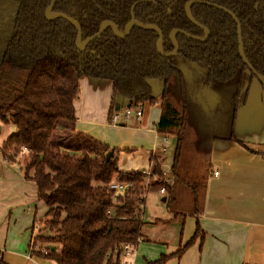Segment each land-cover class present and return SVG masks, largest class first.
Returning a JSON list of instances; mask_svg holds the SVG:
<instances>
[{
	"label": "trees",
	"instance_id": "1",
	"mask_svg": "<svg viewBox=\"0 0 264 264\" xmlns=\"http://www.w3.org/2000/svg\"><path fill=\"white\" fill-rule=\"evenodd\" d=\"M187 1L55 0L53 11L75 18L82 39L95 34L103 20L113 21L120 31L131 18L155 24L163 32L162 49L170 52L168 33L174 28L203 36L185 14ZM200 1L236 15L245 56L264 76V0ZM49 4L0 0V121L15 126L0 150L23 166L24 178L35 183L37 198L47 207L48 233L38 230L32 241L46 245L49 252L37 255L57 264H126L115 248L141 239L145 222L137 211H143L149 191L165 187V203L174 218L201 214L211 144L238 141L237 110L255 75L239 56L234 20L211 6L190 7L194 19L209 29L208 39L200 42L176 34L178 52L166 58L156 50V32L138 27L124 38L106 27L79 50L74 26L45 17ZM82 77L111 83L110 114L117 97L130 106L159 104L155 129L175 139L170 184L164 182L158 162L147 185L140 172L119 170L114 150L76 130L74 98ZM155 80L162 81L159 100ZM109 150L113 155L106 160ZM114 176L131 183L123 194L115 195L108 186ZM201 232L196 221L192 238L172 255H180ZM0 264H8L2 255Z\"/></svg>",
	"mask_w": 264,
	"mask_h": 264
},
{
	"label": "crops",
	"instance_id": "2",
	"mask_svg": "<svg viewBox=\"0 0 264 264\" xmlns=\"http://www.w3.org/2000/svg\"><path fill=\"white\" fill-rule=\"evenodd\" d=\"M153 83V91L156 86L155 91L160 94L162 81ZM261 91L260 82L253 79L245 103L237 110L234 133L238 141L214 140L211 144V166L201 214L172 217L167 224L178 225L180 232L177 239L164 241L156 236L160 227L151 225L153 219L145 221V196L142 219L147 224L142 226L140 241L122 258L123 262L264 264V155L261 154L264 105ZM156 93L158 99L160 95ZM111 95L109 81L82 77L74 98L76 130L114 150L119 170L140 172L158 162L163 171H168L171 164L166 166V150L161 151L162 147L166 149L168 141L164 142L165 135L158 134L155 129L158 118L149 116L159 104L152 105L147 113L144 108L141 119L125 117L119 112L114 121L109 113ZM114 110L116 106L112 112ZM7 130L5 139L15 131V126L10 125ZM5 139L0 142V148ZM172 139L174 147L175 139ZM18 165L20 163L6 158L0 150V255L8 264H57L30 250L34 235L32 224H29L36 217V205H33V212L30 206L37 197V188L32 180L24 178V168L20 165L18 169ZM214 171H218L217 176L213 175ZM28 211L33 213V219ZM196 221L203 232L180 255H172L192 238ZM24 228L30 230L28 239L22 232ZM164 256L166 258L161 260Z\"/></svg>",
	"mask_w": 264,
	"mask_h": 264
},
{
	"label": "water",
	"instance_id": "3",
	"mask_svg": "<svg viewBox=\"0 0 264 264\" xmlns=\"http://www.w3.org/2000/svg\"><path fill=\"white\" fill-rule=\"evenodd\" d=\"M54 1L55 0H50V4L45 10V17L47 19L61 18V19L68 21L72 26H74V28L76 29L75 45H76L77 49H79V50L84 49L88 43H90L94 39L98 38L106 27H110L112 32L114 33V35H116L117 37L123 38L130 33L133 26H136V27H139V28L145 29V30H150V29L154 30L158 34V40L156 42V49H157V52L161 56H164V57H172L177 53L178 47H179L177 41L175 40V34H177V33L182 34L185 37L190 38L194 41H200V42H203L208 38L209 30L205 26L201 25L199 22H197L194 19L193 15L190 11L191 5L202 3L205 5L214 7L216 9L222 10L223 12L228 14L236 23V29H237V35H238V53H239V56L242 59L243 63L248 67L249 70H251L253 72V74L255 75L257 80L260 82V84L262 86L261 102L264 105V76L262 74L258 73L254 69V67L248 62V60L245 56V53H244V47H243V42H242V37H241L240 23H239L237 17L235 16V14L223 6H220L218 4L209 3L206 1H200V0H189V1H187L184 5V10H185L186 16L193 24L200 27L204 31V36L203 37H197V36H194L192 34H189L188 32H186L184 30H181V29H177V28L172 29L169 32V39L171 40L174 48L171 52L166 53L162 49L163 36H162V31L158 28V26H156L154 24H144V23H142V22H140L134 18H131L128 21V23L125 25V28L123 31H120L113 21L103 20L100 23L98 30L95 34L88 36L84 40H82L81 27H80V24L78 23V21L75 18H72V17H70L64 13L53 11ZM126 105L129 106V104H126ZM119 108H120V105H116V109L118 110ZM112 155H113L112 150H109L105 156L106 160H109ZM163 200H165V197L163 198ZM50 249L53 250L54 246H51Z\"/></svg>",
	"mask_w": 264,
	"mask_h": 264
},
{
	"label": "rangeland",
	"instance_id": "4",
	"mask_svg": "<svg viewBox=\"0 0 264 264\" xmlns=\"http://www.w3.org/2000/svg\"><path fill=\"white\" fill-rule=\"evenodd\" d=\"M152 85L154 87V83H152ZM155 90H156V86L154 89V92L156 93ZM156 94H157V96L160 95L158 92ZM159 99H160V97H158V100ZM115 103H119V105H120L119 111L121 114H123L124 108L126 106V102L123 101L120 97H117ZM150 107H151L150 105H145V113L149 112L148 110H151ZM159 115H160V107L155 106V107H153L149 116H150V118L157 119V118H159ZM10 125L13 126L12 123H1L0 122V142L3 139H5V137L7 136V133H8L7 129L9 128ZM172 140H173L172 136H168V143L166 145V153H165V155H166V160H165L166 166L170 165L171 160H172L171 158H172V152H173V148H174ZM20 165H18V169H19ZM152 178H154V177L151 176L149 178V180H151ZM146 182H147V179L145 178V184H146ZM146 196L147 197H146L145 206H144L145 221L148 222L149 220L153 219L152 220L153 222L151 223V225H154V226L158 225L160 227L159 229H157L158 235H156V236H158L161 240L170 241V240L177 239L178 238L177 235H179V232H180V227H178V225H176V224L175 225H168L167 224V223H170V220L173 216L169 212L165 201L161 200L163 195L159 194V192L157 193L154 191H149L146 194ZM34 204L36 205V214H35L36 217H34L33 222L36 219L45 220L46 219L45 213L47 210L46 205L41 200H39L37 197H35L32 206H30L31 209L33 208L32 212L34 211V207H35V206H33ZM32 212L28 211L29 216H31V218L33 219V213ZM13 213H15V212H13ZM13 213H12V216L14 215ZM27 218H28V216L26 215L25 219H27ZM158 219H160V222L157 221ZM32 223L30 222L29 225L31 226ZM145 224H147V223H145ZM26 228H27V226H26ZM26 228H24L25 230L22 232L24 233L25 237L28 239L29 234H30V230H28ZM38 230H41L40 231L41 234H47L48 233L43 225H41L38 228ZM38 230H36V229L32 230L33 235H34V240H35V237L39 234ZM30 246L32 247V250L34 249L33 252H37L39 250V248L47 247L46 245H43L40 243H36V242L33 243V241L30 244Z\"/></svg>",
	"mask_w": 264,
	"mask_h": 264
},
{
	"label": "built area",
	"instance_id": "5",
	"mask_svg": "<svg viewBox=\"0 0 264 264\" xmlns=\"http://www.w3.org/2000/svg\"><path fill=\"white\" fill-rule=\"evenodd\" d=\"M145 108V105L142 104V103H139V104H136L134 106H125L124 108V111H123V114L125 117H135L136 119H141L142 115H143V110ZM119 109L117 110H114L111 114V117L110 119L111 120H116V118L118 117L119 115ZM162 140L164 142H167L168 139L166 136L162 137ZM21 150L23 152H28V148L25 147V146H21ZM165 148L162 147L161 148V151L162 152H165ZM153 166H154V163L152 164L151 167H148V168H145L143 170L140 171L141 174H143L145 176V178L147 179V182H146V185L148 184V182L150 181L149 178L151 176L155 177V174L153 173ZM168 172H169V169L168 171H163V175L165 176L164 178V182L166 184H170L172 182V179L170 176H168ZM213 175L217 176L218 175V171H214L213 172ZM108 186L114 190V194L117 195V194H123L127 188H129L131 186V183L130 182H121V181H118L116 179V177L114 176L108 183ZM165 192V187L162 186L160 189H159V194H164ZM142 210H138L137 211V215L138 216H142ZM41 225H45V220H41V219H36L33 223H32V229H36L38 230V228L41 226ZM140 241V239H137L136 243H124L122 244L120 247H116L115 248V252H118L119 251V254H120V258L122 259L123 257L125 256H128L132 251L133 249L135 248V246L137 245V243ZM30 250H32V247H30ZM40 253L42 254H47L49 252L48 248L47 247H42V248H39L38 250Z\"/></svg>",
	"mask_w": 264,
	"mask_h": 264
},
{
	"label": "flooded vegetation",
	"instance_id": "6",
	"mask_svg": "<svg viewBox=\"0 0 264 264\" xmlns=\"http://www.w3.org/2000/svg\"><path fill=\"white\" fill-rule=\"evenodd\" d=\"M200 4H202V3H200ZM185 5V4H184ZM191 7V6H190ZM214 8V7H213ZM216 9V8H215ZM219 10V9H218ZM222 11V10H221ZM225 13V12H224ZM186 14V13H185ZM228 15V14H227ZM236 16V15H235ZM135 19V18H134ZM191 22V21H190ZM198 22V21H197ZM235 22V21H234ZM128 23V22H127ZM126 23V24H127ZM192 23V22H191ZM148 24H151V23H148ZM201 24V23H200ZM236 24V23H235ZM155 25V24H154ZM195 25V24H194ZM202 25V24H201ZM157 26V25H156ZM196 26V25H195ZM204 26V25H203ZM133 27H136V26H133ZM132 27V28H133ZM198 27V26H197ZM206 27V26H205ZM125 28V27H124ZM139 28V27H138ZM159 28V27H158ZM200 28V27H199ZM207 28V27H206ZM141 29V28H140ZM160 29V28H159ZM174 29H176V28H174ZM177 29H180V28H177ZM201 29V28H200ZM208 29V28H207ZM145 30V29H144ZM151 30V29H150ZM161 30V29H160ZM182 30V29H181ZM202 30V29H201ZM209 30V29H208ZM237 30V29H236ZM154 31V30H153ZM162 31V30H161ZM171 31V30H170ZM169 31V32H170ZM185 31V30H184ZM203 31V30H202ZM131 32V31H130ZM187 32V31H186ZM114 34V33H113ZM157 34V33H156ZM177 34H179V33H177ZM190 34V33H189ZM182 35V34H181ZM193 35V34H192ZM209 35H210V31H209ZM116 36V35H115ZM157 36H158V34H157ZM162 36H163V32H162ZM175 36H176V34H175ZM184 36V35H183ZM194 36H196V35H194ZM203 36H204V31H203ZM203 36H197V37H203ZM117 37V36H116ZM126 37V36H125ZM209 37V36H208ZM119 38V37H118ZM124 38V37H123ZM168 38H169V33H168ZM187 38V37H186ZM188 39H190V38H188ZM208 39V38H207ZM206 39V40H207ZM82 40H84V39H82ZM157 40H158V38H157ZM157 40H156V42H157ZM170 40V39H169ZM175 40H176V38H175ZM192 40V39H191ZM171 41V40H170ZM177 41V40H176ZM204 42V41H203ZM172 43V42H171ZM178 43V42H177ZM162 45H163V42H162ZM173 45V44H172ZM178 46H179V44H178ZM174 48V47H173ZM178 49H179V47H178ZM157 50V49H156ZM173 50V49H172ZM171 50V51H172ZM164 51V50H163ZM170 51V52H171ZM165 52V51H164ZM178 52V51H177ZM166 53H169V52H166ZM159 54V53H158ZM177 54V53H176ZM175 54V55H176ZM160 55V54H159ZM161 56V55H160ZM162 57H164V56H162ZM173 57V56H172ZM166 58H170V57H166ZM254 79H256L257 80V78L255 77ZM155 81H161V80H155Z\"/></svg>",
	"mask_w": 264,
	"mask_h": 264
}]
</instances>
